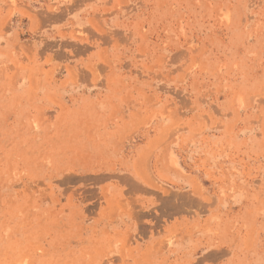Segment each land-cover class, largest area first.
<instances>
[{
    "label": "rangeland",
    "instance_id": "374dc122",
    "mask_svg": "<svg viewBox=\"0 0 264 264\" xmlns=\"http://www.w3.org/2000/svg\"><path fill=\"white\" fill-rule=\"evenodd\" d=\"M0 264H264V0H0Z\"/></svg>",
    "mask_w": 264,
    "mask_h": 264
}]
</instances>
